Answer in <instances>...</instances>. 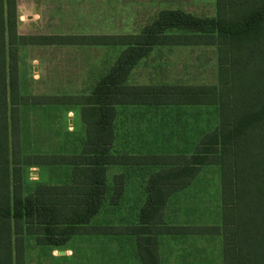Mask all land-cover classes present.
Listing matches in <instances>:
<instances>
[{"label":"crops","instance_id":"obj_1","mask_svg":"<svg viewBox=\"0 0 264 264\" xmlns=\"http://www.w3.org/2000/svg\"><path fill=\"white\" fill-rule=\"evenodd\" d=\"M208 1L215 2L211 16L190 11V0H15L16 30L18 37L27 39L137 37L165 11L215 18L217 0H194L192 4L203 10ZM204 48L214 49L219 73L215 46H157L134 67L127 85L180 91L176 98L166 90L142 101L115 105L113 143L102 155L117 162L100 166L106 187L104 205L87 226L90 233L75 236L89 241L87 250L94 257L86 264H224L222 236L213 231L221 227L223 220L220 167H203L190 183V165H186L209 132L196 134V142L191 145L190 131L181 130L177 135L173 130L176 123L184 126L183 114L191 109L202 112L218 108L191 104L184 99L180 93L183 89L217 84L176 80L185 73L175 69V62L171 61L173 54L185 58L191 49ZM16 49L18 97L38 99L37 103L18 102L8 108L11 179L14 170H20L27 196L42 185H72L76 167L64 164L62 159L90 153L86 144L93 113L89 107L80 102L52 104L47 98L91 96L128 47L27 43L17 45ZM155 59L166 60V65H155L154 69ZM140 70L146 76L138 80L135 76L140 75ZM58 75L98 77L89 89L84 88V82H69L66 88H56L48 76ZM207 168L219 172L214 184L218 186V195L209 196L201 189L214 182L201 178ZM173 186L186 187L168 195V188ZM29 187L33 189L29 191ZM118 208L122 211H116ZM103 210L110 214L118 212V217L98 223ZM32 237L36 243L34 236H24L23 258L13 259V264H31L27 239ZM35 246L48 248L37 243ZM74 261L50 258L39 259L38 264Z\"/></svg>","mask_w":264,"mask_h":264},{"label":"trees","instance_id":"obj_2","mask_svg":"<svg viewBox=\"0 0 264 264\" xmlns=\"http://www.w3.org/2000/svg\"><path fill=\"white\" fill-rule=\"evenodd\" d=\"M7 10V17L5 11ZM15 0H0V264L23 258L24 236L40 246L61 248L87 226L104 205L102 164H114L103 151L113 143L115 105L142 101L166 90L127 85L134 67L154 47L215 46L218 83L183 89L191 104L218 106V127L206 135L190 165L189 181L205 166H219L222 177V225L215 228L224 245V264H264V0H217L215 18L165 11L137 37L20 38ZM7 18V20H6ZM124 45L128 49L85 98H47L52 104L89 107L88 155L63 158L75 166L73 184L38 186L25 196L20 170L11 179L8 159V108L37 98L18 97L19 44ZM159 97H162L159 95ZM91 154V155H90ZM100 167V168H99ZM186 186L168 188V195ZM209 232H211L209 230Z\"/></svg>","mask_w":264,"mask_h":264},{"label":"rangeland","instance_id":"obj_3","mask_svg":"<svg viewBox=\"0 0 264 264\" xmlns=\"http://www.w3.org/2000/svg\"><path fill=\"white\" fill-rule=\"evenodd\" d=\"M178 1V0H176ZM194 0H190L191 5L189 7V10L198 13L203 16H211L213 14L214 8H215V2L208 3L203 8V10L198 9V7L193 3ZM200 11V12H199ZM169 56H172L171 54ZM174 60H171L175 62V69L184 72L185 74H182L180 76L172 75V78L177 77L176 80L180 79L185 81L186 83H192V84H207V85H215L218 82V69H217V58L216 53L214 49H191L189 53L184 57L178 54H173ZM181 56V57H180ZM184 58V59H183ZM154 65L153 68L155 69V65H166V60H159L155 59L153 60ZM181 62V63H179ZM184 62V63H183ZM184 64V65H183ZM179 66V67H178ZM182 66V67H181ZM143 69V68H142ZM142 72L141 70L139 71ZM145 74H140L135 76V78L142 79ZM32 78L34 76H31ZM53 82L56 84V88H62L67 86V84L70 82V84H76L77 82H84V88H88L89 86H92L98 75H86V76H75V75H68V76H48ZM161 77V76H159ZM80 80V81H79ZM49 82V83H51ZM66 85V86H65ZM54 86V85H53ZM202 110V109H201ZM184 116V126H182L179 123H176V127L173 128V130L176 131V134L179 135V131L181 130H188L191 132L190 136V144L192 145L196 140V134H203L206 132H212L215 130L219 125V109L218 108H206L202 112L198 109H191L185 114ZM183 127V128H182ZM65 175V174H64ZM201 178L209 179L211 181H214L211 183L212 186H206L207 188L201 187V189L206 190L207 194L209 196L212 195H218V186H214L215 181L219 178V172L216 171V169L207 168ZM32 187H29V191L32 190ZM133 189V188H132ZM29 193V192H28ZM222 194V193H221ZM203 200L200 198V203H202ZM130 205V204H127ZM125 208V204L123 205V208ZM121 209V211H122ZM116 211L121 212L120 208L116 209ZM118 212L114 214H110L109 211L103 210L102 214L99 215L97 222L102 223L103 221H114L118 217ZM223 242V239H221ZM26 242V241H25ZM88 240L85 237H73L67 245L61 247V248H42L39 249L35 246V239L32 237L30 239H27L28 245H30V250L27 252V258L31 260V264H38L39 259H50V258H60V259H66L71 258L74 261L68 262L64 264H86L88 259H92L94 257L93 252H88L87 246H88ZM55 253V254H54ZM66 253V254H65ZM69 253V254H68Z\"/></svg>","mask_w":264,"mask_h":264}]
</instances>
